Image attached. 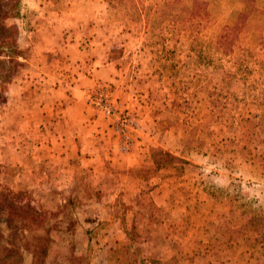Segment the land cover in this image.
<instances>
[{"label":"rangeland","instance_id":"374dc122","mask_svg":"<svg viewBox=\"0 0 264 264\" xmlns=\"http://www.w3.org/2000/svg\"><path fill=\"white\" fill-rule=\"evenodd\" d=\"M199 1L0 0V264H264V0Z\"/></svg>","mask_w":264,"mask_h":264},{"label":"crops","instance_id":"0c3cea01","mask_svg":"<svg viewBox=\"0 0 264 264\" xmlns=\"http://www.w3.org/2000/svg\"><path fill=\"white\" fill-rule=\"evenodd\" d=\"M65 114H68V109L65 108ZM83 116L82 118L79 119V121H73L69 120L68 118L64 119L65 124L70 127L68 131L65 133H62V135H59L56 137L55 141L56 144L63 150H68L71 145V151L68 153H73L74 149L72 150V143L76 147V152L78 153V146L81 147V151L84 153H98L95 151V146L97 141L93 140L94 135L92 133L98 128L97 122H99V119H88L85 120L84 117H88V113H82ZM102 129H100L101 131ZM105 139H108L106 137ZM117 138L113 137V139H109L111 143H107V140L104 141V153H106L105 158L111 159V165H114L115 167L118 168H127L131 164L136 162H139V153H133V155L127 156L125 153H122L118 149V144H117ZM100 145H102L100 141H98ZM115 144V145H114ZM66 152V151H65ZM55 153V151L53 152ZM108 153H110V156L108 157ZM114 153V155H113ZM104 158V157H103ZM133 162V163H132Z\"/></svg>","mask_w":264,"mask_h":264},{"label":"trees","instance_id":"16d2710c","mask_svg":"<svg viewBox=\"0 0 264 264\" xmlns=\"http://www.w3.org/2000/svg\"><path fill=\"white\" fill-rule=\"evenodd\" d=\"M245 2V11L239 13V15L237 16V21L235 22L236 25L234 27V29L237 27L238 24H243L244 21L254 12H260L257 11V9H255L253 3L251 2V0H244ZM194 7H201V10L203 8V4L204 2L199 1V0H194L193 2ZM178 160L181 161L183 163H186V161H184L183 159H179L173 155H171L168 152L162 151L161 149H153L152 150V160L153 163L155 165V168H172V160ZM11 251V250H9ZM8 254V253H7Z\"/></svg>","mask_w":264,"mask_h":264}]
</instances>
